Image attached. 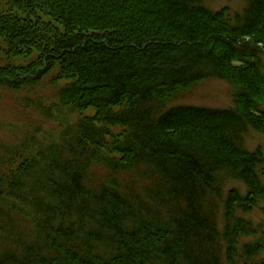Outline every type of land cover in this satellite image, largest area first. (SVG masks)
<instances>
[{
	"label": "trees",
	"instance_id": "1",
	"mask_svg": "<svg viewBox=\"0 0 264 264\" xmlns=\"http://www.w3.org/2000/svg\"><path fill=\"white\" fill-rule=\"evenodd\" d=\"M215 1L0 6V90L58 123L0 142V264H264V0ZM207 80L231 108L183 105Z\"/></svg>",
	"mask_w": 264,
	"mask_h": 264
},
{
	"label": "rangeland",
	"instance_id": "2",
	"mask_svg": "<svg viewBox=\"0 0 264 264\" xmlns=\"http://www.w3.org/2000/svg\"><path fill=\"white\" fill-rule=\"evenodd\" d=\"M8 0H0V6L4 7ZM214 9L229 7L233 11H239L243 8V0H218L209 4ZM0 41V65L5 63L4 47ZM21 62V61H20ZM19 62V63H20ZM24 64V63H20ZM54 73L49 74L42 82L37 92V96H43L46 101L53 103L56 101L53 92L55 90ZM232 88L226 82L219 80H207L195 85L188 93L187 98L183 100V105L194 106L198 108L212 110H227L232 107ZM20 96L5 90H0V142H15L17 137L23 136L32 125L41 130L38 140H47L50 135H55L58 130V123L55 121H46L39 116L24 111L19 103ZM35 98V97H34ZM91 113H87V115ZM58 132V131H57ZM57 135V134H56ZM246 147L255 151L264 148V137L257 133H250L246 140ZM231 186H238L232 183ZM249 218L264 228V214L259 210H253Z\"/></svg>",
	"mask_w": 264,
	"mask_h": 264
}]
</instances>
